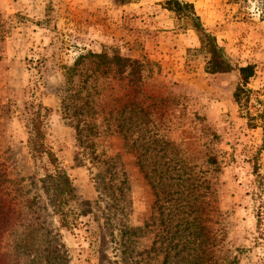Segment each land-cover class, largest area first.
Returning <instances> with one entry per match:
<instances>
[{"label": "rangeland", "instance_id": "rangeland-1", "mask_svg": "<svg viewBox=\"0 0 264 264\" xmlns=\"http://www.w3.org/2000/svg\"><path fill=\"white\" fill-rule=\"evenodd\" d=\"M179 1L233 71H205L163 0H0V264H264V0ZM37 114L76 198L58 213L28 145Z\"/></svg>", "mask_w": 264, "mask_h": 264}, {"label": "trees", "instance_id": "trees-1", "mask_svg": "<svg viewBox=\"0 0 264 264\" xmlns=\"http://www.w3.org/2000/svg\"><path fill=\"white\" fill-rule=\"evenodd\" d=\"M120 5L129 4L135 0H112ZM163 7L169 12L175 13L191 27L199 35V41L201 49L207 55V61L205 71L209 74H224L234 70L232 65L227 60L223 48L219 47L215 38L208 34L200 24L199 18L196 16L194 8L189 3H183L179 0H163ZM99 61V65L104 67L106 71H113L116 75H123L127 72L129 77V83L135 82L138 79L139 63L127 58L120 57L118 55L109 56L105 52L99 55H93ZM235 70L238 72V83L234 91V100L241 110L246 109L250 100V90L247 89V85L250 80L255 76V66L246 65L238 67ZM38 114L32 119V125L30 128L29 148L38 156H44L48 163L53 167V173H46L41 180L43 189H45L48 195V202L54 207V212L58 213L63 206L68 205L72 201H76L73 193L71 182L67 175L61 171L58 166L56 156L44 145V133L41 128L42 122L38 118ZM252 122L258 120L259 127L264 134V109L257 111L256 115L250 117ZM249 120V121H250ZM252 128L256 127L253 123ZM27 209H32V206L36 204L35 198L26 200ZM60 215V213H59ZM0 230L3 231V226H0ZM195 243H193L194 246ZM201 242L197 245L200 246ZM178 247V246H177ZM196 246L192 251L196 250ZM206 251V249H204ZM204 251V252H205ZM202 259L198 255L193 260ZM168 260V259H167ZM208 260V259H207Z\"/></svg>", "mask_w": 264, "mask_h": 264}]
</instances>
